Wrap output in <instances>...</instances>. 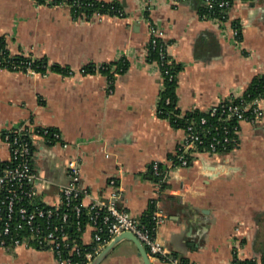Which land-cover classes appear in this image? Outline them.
<instances>
[{
  "label": "crops",
  "instance_id": "obj_1",
  "mask_svg": "<svg viewBox=\"0 0 264 264\" xmlns=\"http://www.w3.org/2000/svg\"><path fill=\"white\" fill-rule=\"evenodd\" d=\"M117 1L124 16H74L67 0H0V38L11 54L72 69L64 75L0 67V129L28 122L60 134L55 143L34 137L32 164L54 182L39 188V200L59 202L66 159L76 156L84 204L106 198L113 176L117 206L141 219L155 196L150 164L157 160L168 180L158 197L166 218L155 234L171 253L184 264H231L234 253L263 259L264 115L240 123L231 150L196 151L187 165L172 166L169 157L185 131L157 114L162 77L157 61L148 60V24L162 31L168 54L181 64L177 107L205 111L264 73V0H234L223 17L202 15L200 0ZM120 58L127 65L111 83L106 74L81 71L87 63ZM9 154L0 139V160ZM82 240L90 242V228ZM0 264L57 263L48 249L19 245L0 246ZM99 264L144 263L133 241L122 238Z\"/></svg>",
  "mask_w": 264,
  "mask_h": 264
},
{
  "label": "built area",
  "instance_id": "obj_2",
  "mask_svg": "<svg viewBox=\"0 0 264 264\" xmlns=\"http://www.w3.org/2000/svg\"><path fill=\"white\" fill-rule=\"evenodd\" d=\"M200 1L205 9L202 15H208L207 13L224 11L234 0ZM68 4L71 9L79 6V2L75 0ZM111 15L124 16L125 10L123 7L118 8ZM234 33H238L237 28ZM148 34L150 45L158 47L159 54L163 57L166 45L161 43L162 31L149 23ZM99 64H96L97 68ZM1 68L37 73L28 62L23 67L12 63L4 64ZM81 71L84 72L82 69ZM111 71L115 74L114 67ZM107 77L111 83L112 79L108 75ZM244 94L245 90L230 95L208 107L205 110L208 115L190 119L182 127L185 131L182 142L169 157L171 165H187L196 151L215 154L235 147L240 123H257L264 115V93L251 99L245 98ZM48 133L50 138L47 137ZM34 137L52 143L60 140L57 131H51L47 126H33L28 122L0 129V139L8 144L10 151L9 158L0 166L1 247L12 249L19 245L34 246L52 251L57 264H89L114 236L130 231L143 243L149 258L161 259L170 264H184L155 234L157 225L166 218L158 206V197L166 188L168 173L159 161L154 160L150 164L155 186V196L150 202L155 204V209L152 213L153 225L148 227L117 206L120 187L113 176L108 178L111 190L106 198H96L84 204L82 198L86 189L81 184L80 164L76 156L66 159L68 181L57 184L59 202L47 204L39 200V188L54 182L38 173L32 164ZM88 228L91 229V240L84 242L82 234ZM231 264H264V258L241 259L234 253Z\"/></svg>",
  "mask_w": 264,
  "mask_h": 264
},
{
  "label": "trees",
  "instance_id": "obj_3",
  "mask_svg": "<svg viewBox=\"0 0 264 264\" xmlns=\"http://www.w3.org/2000/svg\"><path fill=\"white\" fill-rule=\"evenodd\" d=\"M41 1V0H40ZM71 2L72 0H67ZM79 2V6H76L75 9L72 8V13L74 16L85 15L90 16L94 13H106L113 14L116 9L121 8L122 6L117 0H75ZM205 11L204 7H201V12ZM208 15H217L223 17L224 11L207 13ZM235 27L238 28L237 25ZM161 43L166 45V43L161 39ZM148 48V60H155L159 64L161 72V83L162 86L159 92V98L157 102L156 111L157 114L163 118H167L170 123L175 127H185L190 119H199L203 115H208L206 111H200L197 109L182 111L176 105V77L177 73L181 68V64L175 61L167 52L161 57L158 51V47H152L149 43ZM0 67L4 64L17 63L21 64V67L24 66V63L28 62L30 66L40 73H47L48 71H55L61 74H70L72 69L67 65H60L57 63H50L46 57H36L32 55H25L22 53L11 54L5 47L4 41L0 38ZM127 61L124 58H120L112 62L100 63L97 68L96 63H87L81 69L84 72H96L99 71L103 74H107L111 79H113L112 67H114V72L117 70H122L126 67ZM264 93V73L255 76L250 82L249 86L245 90V98L251 99L254 96ZM51 131L53 129L50 128ZM50 138V133L47 135ZM6 161L0 160V166L3 165ZM162 167V166H161ZM153 177V176H152ZM154 178V177H153ZM155 209V204L150 202L148 209L141 217V222L148 227L153 225L152 213Z\"/></svg>",
  "mask_w": 264,
  "mask_h": 264
},
{
  "label": "water",
  "instance_id": "obj_4",
  "mask_svg": "<svg viewBox=\"0 0 264 264\" xmlns=\"http://www.w3.org/2000/svg\"><path fill=\"white\" fill-rule=\"evenodd\" d=\"M122 238H126L129 239L131 241H133V243L136 245L142 261L144 264H152L151 260L148 256L147 250L145 248V246L143 245V243L140 241V239L132 232L130 231H123L119 234H117L116 236H114L105 246L104 248L90 261L89 264H99L100 261L106 256V254L110 251V249L114 246V244L122 239Z\"/></svg>",
  "mask_w": 264,
  "mask_h": 264
}]
</instances>
